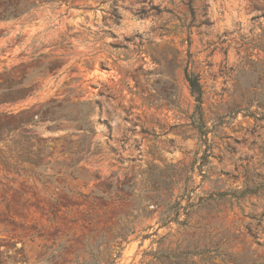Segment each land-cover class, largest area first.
I'll list each match as a JSON object with an SVG mask.
<instances>
[{
    "label": "rangeland",
    "instance_id": "obj_1",
    "mask_svg": "<svg viewBox=\"0 0 264 264\" xmlns=\"http://www.w3.org/2000/svg\"><path fill=\"white\" fill-rule=\"evenodd\" d=\"M0 264H264V0H0Z\"/></svg>",
    "mask_w": 264,
    "mask_h": 264
},
{
    "label": "trees",
    "instance_id": "obj_2",
    "mask_svg": "<svg viewBox=\"0 0 264 264\" xmlns=\"http://www.w3.org/2000/svg\"><path fill=\"white\" fill-rule=\"evenodd\" d=\"M184 79H185L186 83L188 84L189 91H190L191 95L194 97V101L196 103L195 110H194L195 114L197 115L198 120L201 121V118H202L201 117V108H200V106H201V87H200L199 81L194 74L189 73L188 71H185ZM1 115L3 117H8V116L15 117V116H12L11 114H8L6 112H3ZM31 121H32V119L27 120L25 122H22L19 120L16 124L14 131H17L21 127L26 126ZM197 128H198L200 135H202V136L206 135V130H203L201 127L200 128L197 127Z\"/></svg>",
    "mask_w": 264,
    "mask_h": 264
}]
</instances>
